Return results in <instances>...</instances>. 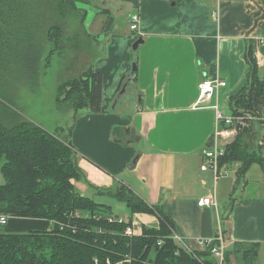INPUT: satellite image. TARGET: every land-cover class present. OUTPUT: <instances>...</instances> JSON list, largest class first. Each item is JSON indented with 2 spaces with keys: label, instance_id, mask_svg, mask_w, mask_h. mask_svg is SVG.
Here are the masks:
<instances>
[{
  "label": "crops",
  "instance_id": "crops-1",
  "mask_svg": "<svg viewBox=\"0 0 264 264\" xmlns=\"http://www.w3.org/2000/svg\"><path fill=\"white\" fill-rule=\"evenodd\" d=\"M91 3L80 5L96 9L85 24L103 42L90 65L102 75L101 112L69 110L70 142L82 174L75 190L103 204L97 199H115L116 189L123 186L160 208L174 224V234L192 247L220 228L229 247L257 244L255 263L264 264L263 175L261 184H249L243 177L241 195L226 215L217 203L224 191L216 189L209 172L200 170L201 150L216 127V108L232 116L228 100L245 82L247 43L264 79V0H140L137 7L131 0ZM135 11L140 15L138 30L115 32L114 19L126 16L128 21ZM138 39L142 42L131 53ZM203 80H221L226 86L198 104ZM122 88L132 89L131 102H121ZM114 129L131 130L129 142H117ZM209 195L215 196L216 206L198 207V199ZM131 219L157 226L152 215L134 214ZM5 227L7 233H25L43 230L48 222L12 218Z\"/></svg>",
  "mask_w": 264,
  "mask_h": 264
},
{
  "label": "trees",
  "instance_id": "trees-1",
  "mask_svg": "<svg viewBox=\"0 0 264 264\" xmlns=\"http://www.w3.org/2000/svg\"><path fill=\"white\" fill-rule=\"evenodd\" d=\"M88 1L0 0V173L4 179L0 216L48 222L43 230L25 233H7L0 225V264H92L94 259L106 258L113 262L130 258L131 264H214L208 249L194 255L182 250L170 238L174 224L161 209L149 206L123 186L114 193L129 214L122 222L107 205L81 196L74 187L82 174L70 142L72 127L67 137L61 136V128L48 132L25 119L2 88L7 87V78L13 77L34 90L52 55L68 49L82 52L90 46L80 39L85 15L77 7ZM68 14L80 16V29L74 37L63 36V20ZM244 60L248 66L245 82L229 98L228 107L232 116L244 112L259 118L264 116V79L258 74L251 44L245 47ZM101 100L102 75L90 65L76 77L60 82L55 97L56 105L75 114L100 113ZM240 133L226 145L219 166L239 163L236 176L243 179L251 165L257 164L264 178V149L249 154L236 140ZM130 136L129 129L113 131L114 139L122 144L128 143ZM134 214L155 216L157 226L142 225L141 235H125ZM158 239L161 246H157ZM257 253V244L233 243L226 260L230 262L234 256L236 264H256Z\"/></svg>",
  "mask_w": 264,
  "mask_h": 264
},
{
  "label": "rangeland",
  "instance_id": "rangeland-1",
  "mask_svg": "<svg viewBox=\"0 0 264 264\" xmlns=\"http://www.w3.org/2000/svg\"><path fill=\"white\" fill-rule=\"evenodd\" d=\"M94 4V0H92ZM90 5V6H91ZM80 12L84 11V21L83 30L80 35L82 41L89 42L90 46L83 50L82 52H71L68 49L66 52L61 54L52 55L50 58V65L46 69L45 74L41 77L38 87L34 90H30L29 86L24 82L20 81L18 78H7V87H3L4 92L10 96L13 100L14 108L29 121H32L47 130L50 133H56V131L61 128V136L67 137L70 133L72 127V120L69 118V109L66 106H58L55 103L56 91L60 82L71 77H76L82 68H86L91 65L92 62L96 60V56L100 54L103 48V42L97 41V36L95 32L89 27L86 22L89 23L93 18L96 9L92 6L88 9L86 6L77 4ZM81 7V8H80ZM83 8V11H82ZM69 15V14H68ZM102 20H106L107 16L104 14H99ZM123 16L115 20L116 31L115 32H128L129 22ZM80 16L69 15L65 20H63V36L64 37H74V33H77L80 29L79 24ZM97 20V18H96ZM74 34V35H73ZM134 44V43H133ZM132 44V46H133ZM131 46V53H135ZM47 52V51H46ZM45 52V55H46ZM87 55V56H85ZM86 63V64H85ZM6 80V81H7ZM7 88V90H6ZM124 88L121 89V91ZM120 95L121 102H131L130 94L132 89H124ZM125 92V93H124ZM135 101V100H134ZM235 118L236 125H238V132H241L239 137L236 139L241 142V146L247 148L249 154H255V152H261L264 149V116L255 118L251 117L249 114L242 112V114L232 116ZM240 122V123H238ZM237 136V135H236ZM230 167L231 174L225 177H221L217 180L216 189L224 191V194L218 197L219 209L222 214L228 215L233 208L234 201L241 195L242 185L244 180L236 176V171L239 163H232L227 165ZM245 178H248L249 184H261L262 183V171L259 165L252 164L247 171ZM239 179V180H238ZM238 180V184H236ZM4 183L2 174L0 173V185ZM234 188V191L232 192ZM230 188V191L228 189ZM98 202L110 207L115 216L121 217L126 220L129 218V214L126 210L125 204L117 201L113 197H103L97 199ZM233 201L232 207L230 208V202ZM127 214V215H126ZM6 227L3 226L5 231ZM229 248V247H228ZM228 250V249H227ZM148 264V263H145ZM230 264H236V258L234 256L230 257Z\"/></svg>",
  "mask_w": 264,
  "mask_h": 264
},
{
  "label": "built area",
  "instance_id": "built-area-1",
  "mask_svg": "<svg viewBox=\"0 0 264 264\" xmlns=\"http://www.w3.org/2000/svg\"><path fill=\"white\" fill-rule=\"evenodd\" d=\"M136 3V7L140 0H131ZM212 16L215 18V14ZM129 29L131 31H137L140 22V15L138 11L133 12L129 16ZM226 83L221 80H203L200 82L198 86L199 94L197 102L202 103L204 101H208L212 98L214 92L220 88H224ZM216 127L211 139L208 141L206 146L201 150V155L204 159V164L201 165L200 170L209 172L212 175V182L215 186L217 180L221 177H225L228 174H231V169L227 165L219 166V161L221 157L225 155V147L229 143H231L238 132V125H236L235 118L232 116H225L221 111L216 108L215 114ZM240 123V122H238ZM215 196L209 195L207 197H203L198 199L197 205L198 207H215L216 201ZM78 216V215H76ZM8 218L5 216H0V225H6ZM119 221H126L122 218H119ZM141 225L138 223L132 222V224L126 227L124 234L132 237L141 235ZM170 238L177 243V245L184 250L186 253L190 255H194L196 251H203L205 249L209 250L210 258L213 260L214 264H230L226 260V251L229 247L227 239L222 231V229H218L214 237L209 240H197L195 241V246L189 245L183 239L174 234H171ZM162 245V240H157V246ZM179 251H176L178 255ZM93 264H131L130 258H123L121 260L113 262L109 258L104 260L94 259Z\"/></svg>",
  "mask_w": 264,
  "mask_h": 264
},
{
  "label": "water",
  "instance_id": "water-1",
  "mask_svg": "<svg viewBox=\"0 0 264 264\" xmlns=\"http://www.w3.org/2000/svg\"><path fill=\"white\" fill-rule=\"evenodd\" d=\"M141 42H142L141 39H138L137 41H135V43H134L133 46H132V49H133V50H136L137 47H138V45H139ZM132 69H134V66H132ZM122 92H123V91H122Z\"/></svg>",
  "mask_w": 264,
  "mask_h": 264
},
{
  "label": "bare ground",
  "instance_id": "bare-ground-1",
  "mask_svg": "<svg viewBox=\"0 0 264 264\" xmlns=\"http://www.w3.org/2000/svg\"><path fill=\"white\" fill-rule=\"evenodd\" d=\"M93 264V263H92Z\"/></svg>",
  "mask_w": 264,
  "mask_h": 264
}]
</instances>
